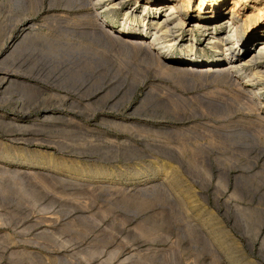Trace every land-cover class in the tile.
Segmentation results:
<instances>
[{"label": "rangeland", "instance_id": "1", "mask_svg": "<svg viewBox=\"0 0 264 264\" xmlns=\"http://www.w3.org/2000/svg\"><path fill=\"white\" fill-rule=\"evenodd\" d=\"M200 1L0 0V264H264V94L181 63L224 49L235 0ZM164 3L173 48L139 23ZM262 8L236 9L253 49Z\"/></svg>", "mask_w": 264, "mask_h": 264}, {"label": "bare ground", "instance_id": "2", "mask_svg": "<svg viewBox=\"0 0 264 264\" xmlns=\"http://www.w3.org/2000/svg\"><path fill=\"white\" fill-rule=\"evenodd\" d=\"M119 1H121V0H86L85 3L81 4V6L85 5L84 7H87L89 14L91 16L93 15L94 18H96V17H98V15L96 13V4L102 3L105 10L109 11V10H113V9L118 8V6L120 5ZM123 1H126V0H123ZM244 1H247V0H235L234 6H232L233 8H231V9L229 8L231 11V13H230L231 16L229 18H227L225 21H223V24L225 25V28L227 30H225V31L221 30L219 34L215 33V35H213V38L210 36L212 39H209V40H211V42L207 44L208 46H210L211 48H214L215 50L219 49V45L224 46L223 47L224 49L222 48L223 49L222 51L217 52V58L215 60L210 61V62H204L201 60L198 62H195L192 57H190V58L188 57L187 59L181 61V63L183 65H187V66L190 65V67L188 66V68H189V70H192L191 72H193V71L199 72L201 70L208 71V72L210 71V72L214 73V76H215V74L222 75L225 73H226V75L227 74L229 75L230 73L235 74L234 76H232V80H234L236 82V86L238 85V88L241 91L240 93H243L244 94L243 97L246 98V101L248 103H250L252 105V107L254 105L257 108V110L259 111L260 107H258V105H261L263 102L261 94H264V60L261 62L259 61V59H264V41L263 42L261 41L262 43L260 44V46L257 49H253L252 45L251 46L246 45V42H239L238 37H237V35H238L237 33L239 31V23H241V22L236 21L235 15L238 14V13L236 14V9H238V7L240 6V3L241 2L243 3ZM138 2H136V3H138ZM167 3H164V5L161 6V8L156 7L155 9L157 11L155 10V12L153 14L148 15V16H143L142 19H140L139 23L141 24V27L145 33L148 31H150L152 33L151 35L154 38V39L153 38L152 39L155 40V42L159 41L160 43H158V44L164 45V47L173 48L174 45L177 43V40H178V37L175 36L174 34L176 32L182 31L183 26L186 23V20L183 18V16L178 14V11H176L177 6H175V4L169 5ZM163 7L167 8V10H168V12H167V10L165 11L167 13H165L164 15L161 14L162 13L161 9ZM201 9H202V1H200L197 5V10L200 11ZM135 13H136L135 9L130 8L124 14V19L125 20L134 19L133 16ZM259 15H261V16L264 15V8L259 10ZM242 21H243V19H242ZM100 24H101V27L104 26L102 21L100 22ZM179 27H181L180 30H177V28H179ZM194 27L196 29H198V31H200V32H207L208 31L207 24L203 23L200 20L195 23ZM102 29H101V31H102ZM189 31L190 32L192 31V27L189 28ZM212 33L214 34L213 31H212ZM191 36H194V34H192ZM189 41L193 42L194 39L189 40ZM143 44L145 45V42ZM145 47H146V50L151 52V53H152V51H155V50L158 51V49H159V48L156 49L155 46L151 43H147ZM185 50H187L189 55L191 54V56H192L195 54L196 46L195 45H191V46L187 45V46H185ZM152 54H149V55L151 56ZM157 57H155V58L157 59ZM159 59H160V57H159ZM163 61L164 60L162 59L161 62H163ZM157 62H159V61L157 60ZM204 71H201V72L204 73ZM226 78H228V77H226ZM239 99H240V97H239ZM255 107H253V108H255ZM257 116H259V115H257ZM260 117L261 116H259L258 118H260ZM262 118H264V117H262ZM263 123H264V120H263ZM260 124L262 125L261 122H260ZM261 125H260V127H261ZM263 127L264 126H262V128Z\"/></svg>", "mask_w": 264, "mask_h": 264}]
</instances>
